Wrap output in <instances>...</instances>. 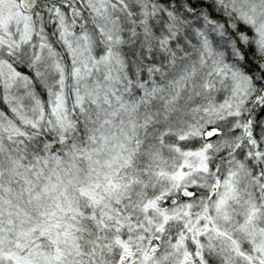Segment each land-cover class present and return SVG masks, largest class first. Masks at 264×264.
<instances>
[{
    "label": "snow or ice",
    "instance_id": "obj_1",
    "mask_svg": "<svg viewBox=\"0 0 264 264\" xmlns=\"http://www.w3.org/2000/svg\"><path fill=\"white\" fill-rule=\"evenodd\" d=\"M0 264H264V0H0Z\"/></svg>",
    "mask_w": 264,
    "mask_h": 264
}]
</instances>
